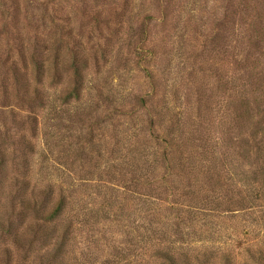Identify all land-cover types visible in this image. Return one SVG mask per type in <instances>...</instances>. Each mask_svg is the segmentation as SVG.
I'll return each mask as SVG.
<instances>
[{
  "label": "rangeland",
  "instance_id": "rangeland-1",
  "mask_svg": "<svg viewBox=\"0 0 264 264\" xmlns=\"http://www.w3.org/2000/svg\"><path fill=\"white\" fill-rule=\"evenodd\" d=\"M0 264H264V0H0Z\"/></svg>",
  "mask_w": 264,
  "mask_h": 264
},
{
  "label": "trees",
  "instance_id": "trees-1",
  "mask_svg": "<svg viewBox=\"0 0 264 264\" xmlns=\"http://www.w3.org/2000/svg\"><path fill=\"white\" fill-rule=\"evenodd\" d=\"M61 205L57 207V210L55 212V215H57L58 211H60Z\"/></svg>",
  "mask_w": 264,
  "mask_h": 264
}]
</instances>
